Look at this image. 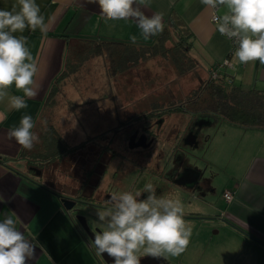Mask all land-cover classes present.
Here are the masks:
<instances>
[{"label":"crops","instance_id":"obj_1","mask_svg":"<svg viewBox=\"0 0 264 264\" xmlns=\"http://www.w3.org/2000/svg\"><path fill=\"white\" fill-rule=\"evenodd\" d=\"M35 2L40 8V14L44 16L46 32L26 29L23 33L17 32L13 35L27 37L26 46L38 66V72L34 77L37 95L34 98L25 97L28 106L20 110H10L7 102L0 103V113L6 116V119L0 122V195L6 201L0 203V221L14 212L16 214L14 219L19 218L18 230L23 231L26 238L35 235L38 246L35 249V257L28 264H106L103 256L96 253L94 246H90L91 231L87 228L85 219L77 221L71 211L65 210L61 205V196H72V193L57 182L61 162L65 160L67 153L52 156L50 151L46 152L48 146L39 143L30 151L25 150L14 139L8 138V132L19 125L24 115H30L34 123L33 131L40 135L37 127L42 121L45 119L46 124L52 123V119L47 115L42 116L44 110L45 113L53 110L54 125L59 124L61 110L59 106L54 105L55 100L49 101V97L53 96L51 94L53 87L56 85L59 87L56 91L61 88L62 80L58 78L65 69L68 42L79 41L81 38H99L132 43L130 37L135 36L136 44L146 45L153 43L158 34L144 39L133 19H107L101 14L98 4L89 0H35ZM14 4L19 10L17 0H0V10L11 11ZM141 10L147 16L156 12L164 13V26L172 15L173 18L182 20L185 30L192 34L188 53L195 60V65L182 75L176 74L173 67L170 80L167 82L172 83L170 92H174L178 89L176 77L183 78L189 74L188 80L192 87H186L179 94L172 92L174 97L187 94L208 80L211 66L219 68L217 78L223 80L227 87L264 90V64L258 60L247 64L236 61L235 49L231 42L216 30L215 24L211 21L212 13L200 0H174L171 6L170 0H150L149 6H141ZM225 11L226 9L221 6L217 13L223 14ZM224 60H228L230 64L225 65ZM148 62H153V59L146 60L137 68ZM130 86L134 88L137 85L131 80ZM136 92V95H129L128 92L118 95L121 102L119 105L116 104L111 117L113 113L125 116L132 111L140 110L137 109V104L142 94L138 93V89ZM9 93L23 96V93L17 91L14 86L9 89ZM173 113L191 114L176 109ZM84 120L87 123L86 128L97 134L101 132L109 134L114 126L113 122L108 124L113 126L99 129L100 123L92 112L86 114ZM104 120L108 121V117L106 116ZM111 120L113 119L109 121ZM224 122L211 143L212 153L206 161L219 171L223 170L219 174L223 175V180L218 185L221 187L211 188L213 183L208 186L201 183L202 176L190 165L193 171L189 174L188 182L196 186L191 195L197 199L193 208H191L193 205L185 203L187 210H183V219L192 227L202 228L214 217L218 221L215 223L230 232L227 239L215 241L212 247L203 244L205 233L200 235V239H191L182 256L183 264H264V128L245 129L226 120ZM178 131L180 129L177 130L175 138H179ZM85 136L89 139H82L74 145L95 146V135H81V138ZM190 139L194 140L195 137L191 136ZM181 158L185 163V156L181 155ZM39 162H44L41 168L36 166ZM85 174L82 172L79 176L82 181L80 186H84L80 188L83 194L88 186V192L81 197L85 195L88 198L95 196L96 192L89 188L86 181L89 177ZM90 176L91 181L96 182L94 172H91ZM185 179L186 177H183L180 186H189ZM167 188H170L169 184ZM211 189L217 201L210 195ZM220 190L221 195L224 190L235 191V195L231 201L223 198L222 205ZM94 206L104 210L96 204ZM192 215L195 217H190ZM188 248L189 253L185 257Z\"/></svg>","mask_w":264,"mask_h":264},{"label":"clouds","instance_id":"obj_2","mask_svg":"<svg viewBox=\"0 0 264 264\" xmlns=\"http://www.w3.org/2000/svg\"><path fill=\"white\" fill-rule=\"evenodd\" d=\"M98 4L103 16L110 20L133 19L144 39H149L164 30V13L145 15L141 6L148 7L150 0H89ZM212 13L211 21L216 30L237 45L234 57L241 64L259 61L264 64V0H200ZM12 10H0V103L7 102L8 108H27L25 97L34 98L37 89L34 77L38 72L37 63L26 46L27 37H17L26 29L46 32L44 16L35 0H17ZM174 0H170V6ZM223 6L226 11L216 14ZM133 44L135 36L130 37ZM229 65L228 60H224ZM234 67V65H231ZM15 87L20 95H10ZM6 119L0 113V122ZM30 115H24L18 126L8 132L23 149L31 150L39 143V135L33 131ZM145 199H138L142 192L135 194L124 191L113 194L103 211L97 212L98 222L103 231L94 233L90 246L97 254H107L113 264H140V258L182 254L192 235V228L183 219V204L179 199L160 198L153 185L145 186ZM0 195V203H5ZM16 214L0 221V264H28L35 257L38 246L35 235L25 237L18 230ZM22 224V222H21Z\"/></svg>","mask_w":264,"mask_h":264},{"label":"rangeland","instance_id":"obj_3","mask_svg":"<svg viewBox=\"0 0 264 264\" xmlns=\"http://www.w3.org/2000/svg\"><path fill=\"white\" fill-rule=\"evenodd\" d=\"M152 59L153 62H148L142 67L137 68V66H140L144 62L134 65L130 68L131 73H129L130 70L127 69L126 74L124 73L125 71H123L116 75H112L109 71H107L106 64L109 59L106 57L98 55L88 59L82 68L75 71L72 75L66 76L61 81L60 90L56 91L52 96L55 100L54 105L59 106L58 108L61 110L60 120H57L59 124H57L58 126L54 125L53 121L55 118H52L54 112L52 110L50 113H45L49 119H52V123L46 124V126H52V129L57 127L56 130L59 134H61L63 139L66 140L67 145H69V147L72 146L70 148H78L79 146L74 145L77 141L89 139L86 136L81 138V135H97V132L86 128L87 123L84 120L86 114L88 115L92 112V114L96 116V120L100 123L99 129L113 126L108 125L113 122L114 125H116L118 120L117 118L121 115L116 113H113V117H111V115L112 111L116 109V104L119 105L121 102L119 97L120 94H123L124 92H128L129 95H136L135 93H137L136 90L138 89V93L142 94V96H139L140 101L137 104V107L140 109L148 108L150 103L155 104L156 102L159 104L167 102L170 105H174L175 108H181L182 105L185 106L186 104L181 103V99L183 100L186 94L177 95V97H174L172 94H179L186 87L191 85L190 80H188L190 75L188 74L183 78L176 77L175 81H177L176 86L178 89L174 92L172 91V93L170 92L172 83H167L173 72L174 64L172 59H168L167 56L162 54H158L157 56L152 57ZM175 73L178 75L180 74L177 69ZM131 80H133V84L136 83L137 85L134 88H131L130 86ZM191 87L192 86L189 88ZM167 88L169 90H167ZM150 89L152 90L150 91ZM127 98L128 97H126V99ZM106 116L108 117V121L104 120ZM53 117H55V115ZM163 117L165 118V121L162 123L161 134L166 133L170 127L175 129L172 136H168L169 134H167L164 140L165 145H173L175 141H173L172 138L175 133L177 134V130L180 129V131H178V134L180 135L177 139L181 140V145H179L176 153L184 155L186 162L197 170L198 174L202 176L201 183H205L206 186L213 183L211 188L221 187V185H218L223 180V175L221 176L219 174L220 171L223 170L219 171L218 168H214L213 165H209L206 161L212 153V149L210 148L211 143L213 142L217 131H220L223 127L222 125L225 124L224 120L219 117V115L211 112L197 114L173 113L172 115H163ZM110 119L113 120L109 121ZM185 135L188 137L189 135H192L195 139L191 140L186 136V139L182 141V137ZM57 145L58 144L55 143L53 144V146ZM61 146L57 147V149H60ZM66 147V145L62 146V149ZM77 148L68 152L65 156V160L61 162L62 164L60 165V174L57 176V182H59V184L66 191L72 193V195L80 196L82 192L80 187H84L80 186L82 181L79 179V176L82 175L83 172L81 162H84L87 158L86 156L89 149H85L80 152ZM165 149L167 148L165 147ZM79 153H81V155H79ZM93 153L94 152H91L92 155ZM80 156H82V158ZM88 163H90V161ZM53 172H55V170H53ZM136 174L137 170L134 176ZM138 178V184L134 186L131 192L135 194V192L140 191L142 192V195L138 199H145L147 197V193H143L145 186H142L144 178H142L141 175H139ZM113 182L116 183V180ZM124 183H126V180ZM64 185H66V187H64ZM159 188L157 187L156 192L158 197L172 199L179 198L181 202L183 201V210H187V208H185V203L190 206L193 205L191 208L196 205L197 198L193 197L189 191H184L179 195H172L170 192H165L162 195L158 190ZM84 190L83 194H86L88 192V186ZM211 191L210 195L213 196V190L211 189ZM95 192L98 193L97 191ZM219 193L220 196H222L221 190ZM214 197L215 196L212 198ZM214 199L217 201V198ZM221 202V204L224 205V199ZM80 205L86 210L83 212V218L86 219V222L85 220L84 222L87 224V228L90 229L92 234L103 231V225L98 222L97 217V212L103 210L96 208L94 205ZM71 213L74 215L73 212ZM208 221L210 223L202 228L199 226H191L192 235L190 240L200 239V235L205 233L203 244L206 246L209 244L212 247L215 241L219 240L221 242L227 239V234H229L230 231L226 230L227 228H221L217 223H215L217 219L214 217L212 220ZM91 225L94 227L91 228ZM194 244L196 243L194 242ZM188 253L189 248L185 257ZM183 254L184 252L178 256H170L166 254L164 261L159 264H183Z\"/></svg>","mask_w":264,"mask_h":264},{"label":"flooded vegetation","instance_id":"obj_4","mask_svg":"<svg viewBox=\"0 0 264 264\" xmlns=\"http://www.w3.org/2000/svg\"><path fill=\"white\" fill-rule=\"evenodd\" d=\"M175 109L174 105L167 102L164 104L150 103L148 108L136 110V112L132 111L125 116L118 117L112 132L109 134L101 132L95 136V146L77 148L80 152L89 149L87 158L81 162V165L86 177H89L86 180L89 188L98 192L95 193V196L88 198L85 195L81 197L82 193L80 196H62L76 201L75 206L70 211L74 213L77 221L84 220L83 211L85 210L80 204H96L105 209L113 194L133 190L134 186L138 184L139 175L144 178L142 186L151 184L156 189L155 192H157V187H160L158 190L162 195L165 192L179 195L184 191H189L192 194L196 186L188 181H190L189 174L193 170H191L190 164L183 163L181 155L176 153L179 145H181V140L175 138V133L172 138L175 141L173 145H165L164 140L167 134L172 136L174 133L175 129L172 127L166 133L161 134L162 123L165 121L163 115H171ZM186 136L182 137V141L186 139ZM191 136L187 137L190 139ZM91 152H94L93 155ZM80 157L82 158V156ZM89 161L90 163H88ZM136 170L137 174L134 176ZM91 172H94L95 175L94 180L96 182L94 183L90 178ZM183 177H186L188 187L179 185ZM115 180L116 183L113 182ZM125 180L126 183H124ZM168 184L170 188H167ZM190 217L193 218L195 215ZM93 227L91 226V228ZM93 234L92 232L89 233L91 240L94 239ZM103 256L106 264H113V258L108 257L106 253ZM164 259V257L144 256L140 258L142 260L140 264H159Z\"/></svg>","mask_w":264,"mask_h":264},{"label":"trees","instance_id":"obj_5","mask_svg":"<svg viewBox=\"0 0 264 264\" xmlns=\"http://www.w3.org/2000/svg\"><path fill=\"white\" fill-rule=\"evenodd\" d=\"M167 20L168 23L164 30L151 44H133L122 40L99 38H81L79 41L68 42L65 69L58 79L63 80V77L65 78L82 68L88 59L98 55L109 59L106 68L112 75L126 71L158 54L172 59L174 67L183 74L195 65V60L188 53L192 34L185 30L182 20L173 18L172 15ZM58 88L57 85L53 87L51 94H54ZM49 98V101H54L51 95ZM181 103L186 104L181 108H176L181 112L188 111L191 114L211 112L219 115L228 123L245 129L249 127L264 128V90L261 89L227 87L223 80L208 78L196 89L189 91L184 99H181ZM44 114L45 110L42 116ZM51 127L46 126L45 119L37 127L40 134L39 145H47L46 152L50 151L52 156L65 155L77 148H70L72 146L67 145L66 140L56 128L52 129ZM54 143L58 145L53 146ZM61 144L67 147L62 149ZM59 146L61 148L57 149ZM43 164L44 162H39L36 166L41 168Z\"/></svg>","mask_w":264,"mask_h":264},{"label":"built area","instance_id":"obj_6","mask_svg":"<svg viewBox=\"0 0 264 264\" xmlns=\"http://www.w3.org/2000/svg\"><path fill=\"white\" fill-rule=\"evenodd\" d=\"M219 15V13H216ZM229 40V42H231V46L236 49L237 45H235L233 43L232 40H230L229 38H227ZM218 71H219V68L218 67H215V66H211L210 68V78H213V79H217V76H218ZM235 195V191H231V190H224L222 196L223 198L226 200V201H231L232 198L234 197Z\"/></svg>","mask_w":264,"mask_h":264},{"label":"water","instance_id":"obj_7","mask_svg":"<svg viewBox=\"0 0 264 264\" xmlns=\"http://www.w3.org/2000/svg\"><path fill=\"white\" fill-rule=\"evenodd\" d=\"M59 196V195H58ZM60 201H61V205L63 206V208L65 209V210H70V209H72L74 206H75V203H76V201H74V200H72V199H70L69 197L68 198H66V197H60ZM102 256H103V254H102ZM104 257V256H103ZM105 259V258H104ZM109 264V263H108Z\"/></svg>","mask_w":264,"mask_h":264}]
</instances>
